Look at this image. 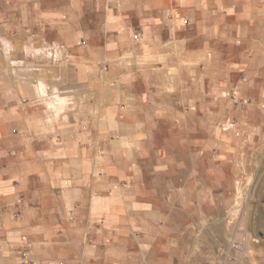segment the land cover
Instances as JSON below:
<instances>
[{
    "label": "crops",
    "instance_id": "obj_1",
    "mask_svg": "<svg viewBox=\"0 0 264 264\" xmlns=\"http://www.w3.org/2000/svg\"><path fill=\"white\" fill-rule=\"evenodd\" d=\"M263 137L264 0H0V264H206Z\"/></svg>",
    "mask_w": 264,
    "mask_h": 264
},
{
    "label": "rangeland",
    "instance_id": "obj_2",
    "mask_svg": "<svg viewBox=\"0 0 264 264\" xmlns=\"http://www.w3.org/2000/svg\"><path fill=\"white\" fill-rule=\"evenodd\" d=\"M232 191L226 213L218 219L220 230L210 235L213 243H208L206 250L211 249V255H206L205 262L264 264V137L247 154ZM230 239L238 242L241 250H232Z\"/></svg>",
    "mask_w": 264,
    "mask_h": 264
},
{
    "label": "built area",
    "instance_id": "obj_3",
    "mask_svg": "<svg viewBox=\"0 0 264 264\" xmlns=\"http://www.w3.org/2000/svg\"><path fill=\"white\" fill-rule=\"evenodd\" d=\"M137 36H138V32L136 31L135 34L133 35V37L137 38ZM229 247L232 250H236V251L241 250V245L238 242H236L235 240H232V239L229 240ZM23 258L27 259V255L24 254ZM43 264H64V263L61 262V261H56V260H47Z\"/></svg>",
    "mask_w": 264,
    "mask_h": 264
}]
</instances>
